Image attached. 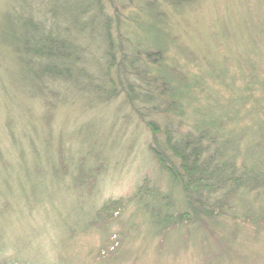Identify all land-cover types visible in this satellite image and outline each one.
<instances>
[{
	"label": "rangeland",
	"instance_id": "374dc122",
	"mask_svg": "<svg viewBox=\"0 0 264 264\" xmlns=\"http://www.w3.org/2000/svg\"><path fill=\"white\" fill-rule=\"evenodd\" d=\"M95 3L0 0V264H264V226L256 227L264 189L240 188L206 228L184 223L161 234L144 204L164 215L184 212L186 202L152 154L161 134L138 113L160 129L169 117L179 134L202 119L220 122L238 174L244 163L264 165V0ZM88 5L87 21L101 7L111 22L114 59L104 34L70 33L77 54L57 69L73 76L35 79L52 60L29 62L12 31L17 15L32 11L60 38L46 8L63 10L61 30ZM163 80L172 96L159 93ZM127 85L160 94L159 108L130 101ZM174 98L179 108L163 113ZM111 200L121 206L107 221L98 212Z\"/></svg>",
	"mask_w": 264,
	"mask_h": 264
},
{
	"label": "trees",
	"instance_id": "16d2710c",
	"mask_svg": "<svg viewBox=\"0 0 264 264\" xmlns=\"http://www.w3.org/2000/svg\"><path fill=\"white\" fill-rule=\"evenodd\" d=\"M95 1L98 3L99 0ZM96 3L94 5H97ZM46 9L43 12V17L48 14L53 21L51 28H55L62 36L58 38L51 37V33L47 34L40 22H34L36 19L35 14L29 11L26 16L20 14L16 17L15 25L18 31L12 29L14 36L18 32V37L15 36V40L23 41L25 45L23 50L26 52L31 64H33V58L52 60V64H49L51 67L40 66L41 68L36 71L35 79L44 81V77L52 75L70 78L74 73L72 74L69 71V67L62 71L57 69L58 63L66 64L69 55L77 54L76 47L70 46V33H73L76 38L77 35L82 37L89 33L92 37L97 36L101 39H103L101 35L104 34L105 38L103 40L109 41L111 38V22L109 19L102 21L103 9L101 7L92 14L90 21H87L86 17L92 12L91 6L88 5L85 9L73 13L71 20L73 25H64L63 29L57 30L59 29L57 24L60 23L63 10L61 8ZM95 21L97 22L94 23ZM98 27H101V33H99ZM109 42L107 54L111 59H114L116 48L112 41ZM29 55L33 58H30ZM135 62L132 61L130 65ZM67 64L74 65L69 61ZM111 65H115L114 62ZM118 66V73H121L118 80L124 83L122 75L124 74V79L127 80L128 73H122V70L129 66L125 65L123 60ZM162 84L164 87L159 93L166 92L172 96V88L165 80ZM122 89H124L130 101L152 103L153 109L159 108V102L157 101L161 99L160 94L158 96L154 92L140 94L134 85H127ZM118 93L119 90L114 88L107 98L116 97ZM165 105L163 110L165 114L179 108V102L175 98ZM138 113L142 116L141 118L148 128L154 131L155 134H161L160 138L155 137V146L150 147L152 154L160 168L169 175L173 182L179 185L186 202L184 212L166 213L164 215L156 209H150L148 203L144 204V207L151 212L154 224L162 226L161 234H166L184 223L194 224L199 229L206 228L205 218L215 220L225 214L230 209L232 200L241 190L240 188H244L247 192L264 189V165L255 164V166L250 167L244 163L243 171L238 174L234 156L231 152H228L231 147L229 142L226 139L220 140L223 137L221 132L225 127L222 123L207 122L202 119V123L194 124L193 130L179 134L174 131L173 125H171L172 120L169 117H164L163 129H160L155 120H146L143 112L138 111ZM233 120V117H228L226 125L230 123L232 125ZM213 128L217 129L216 132H211ZM219 141L221 144H219ZM216 144L217 146H215ZM118 206H121L120 201L111 200L98 213L106 215V220L109 221L113 218L114 209L117 211ZM256 221L257 228L264 226V218H258Z\"/></svg>",
	"mask_w": 264,
	"mask_h": 264
}]
</instances>
